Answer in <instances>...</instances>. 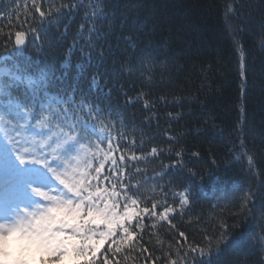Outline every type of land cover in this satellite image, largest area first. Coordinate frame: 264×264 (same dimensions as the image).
<instances>
[{"label": "trees", "instance_id": "trees-1", "mask_svg": "<svg viewBox=\"0 0 264 264\" xmlns=\"http://www.w3.org/2000/svg\"><path fill=\"white\" fill-rule=\"evenodd\" d=\"M79 2L82 7L65 37L58 40L55 30L45 24L41 28L42 34L46 33L44 39L33 43L29 33L30 42L21 55L11 51L13 44L4 37L14 40L13 33L26 31L29 25L40 26L41 21L32 15V0H0V54L11 56L0 68L18 71L14 64H19L20 70L30 66L48 67L53 79L67 72L71 80L77 74L79 63L84 65L79 72L82 87L87 88L89 78L96 72L111 82L113 69L118 67L113 64V57L97 64L96 60L89 62L78 48L70 56L66 55L89 5V0ZM231 3L232 0H108L109 10H114L118 17L127 15L137 25L146 26L140 33L145 37L141 46L151 41L160 51L158 58L166 61L152 70L150 81L138 74L119 77L124 89H129V95L143 91L155 102L151 111L144 110L142 103L123 108L124 131L134 135L138 143L143 141L145 153L153 146L163 150L159 158L148 157L130 166L134 176L130 183L137 185L133 191L149 204L151 199H159L161 185L169 192L187 188L190 196L186 211L174 217L177 229L171 235L166 224L152 231L158 233L165 244L171 243L173 237L181 242L179 231H184L189 241L213 235L211 264H264V248L257 239L264 237V214L259 210L264 203V46L260 43V32L264 30V0H236L240 10L228 13L226 21L224 13ZM233 30H236L235 35ZM236 42L247 50L243 65ZM121 45L126 47L123 41ZM38 47L41 50L38 51ZM116 59H124V55ZM65 61L67 66L62 67ZM3 82L6 97L22 104L32 101V90L24 84L9 88L7 85L12 82L8 76L3 77ZM59 87L63 85L56 82L48 92L56 94ZM39 95L41 99L43 94ZM162 96L167 98V104L160 102ZM123 100V96L114 93L111 103L123 104ZM169 112L172 118L168 117ZM150 115L152 121L145 122V117ZM165 130L179 142L170 141ZM172 144L176 150H183L186 167L162 172L161 162L175 159L174 153L168 152ZM248 155L255 159L252 171ZM135 169H140L139 173ZM249 193L253 194V203L248 207L254 208V212L242 210ZM167 199L169 203L174 202L171 195ZM221 225L227 226V231L221 229ZM144 239L148 240L147 234ZM145 247L152 251L151 246L146 244ZM147 255L137 257V253H132L126 264H152L151 259L145 260ZM155 255L160 253L156 251ZM194 255L197 264L208 259ZM91 260L83 262L90 264ZM188 261L192 264L193 256H189ZM121 264L125 262L122 260Z\"/></svg>", "mask_w": 264, "mask_h": 264}, {"label": "snow or ice", "instance_id": "snow-or-ice-1", "mask_svg": "<svg viewBox=\"0 0 264 264\" xmlns=\"http://www.w3.org/2000/svg\"><path fill=\"white\" fill-rule=\"evenodd\" d=\"M81 7L79 0H32V15L39 17L40 26L29 25L26 31L13 33L14 40L7 36L4 39L13 44L11 51L22 55L30 42L28 34L31 33L33 43L44 39L46 33L42 34L41 28L46 24L55 30L59 40L69 33ZM239 10L236 0H232L224 13L225 20L229 19L228 13L235 14ZM144 27L146 26L137 25L127 15L118 17L114 10H109L108 0H89L66 55L70 56L78 48L89 62L96 60L97 64L107 57H113V64L118 67L113 69L114 79L111 82L102 73L96 72L89 78L87 88L82 87L79 83V72L84 65L79 63L76 65L77 74L71 80L67 72L53 79L48 67L30 66L20 70L19 64H14L18 71L0 68V94H3L6 87L4 76H8L12 82L7 87L22 83L32 90V101L29 104L15 102L10 105L7 113L0 110V128H11L18 136L29 127L40 130L42 140L36 141L40 145L39 149L19 153L17 159L22 165H38L44 173L43 182L30 185L32 194L43 199L32 200L27 206L16 207L6 216L0 215V221L32 215L36 209L47 210L55 202L63 201L66 204L82 206L85 214L88 211L102 212L110 220L108 224H88L84 227L87 235L103 241L90 264H121L122 260L126 264L132 253H137V257L148 253L145 260L151 259L152 264H157L158 261L161 264H189V256H193L192 264H197L194 254H199L201 257H208L203 264H211L213 235H202L200 240L189 241L188 235L179 231L177 235L181 242L173 237L171 243L165 244L159 234L152 231L162 224L168 226L169 235L177 229V225L173 223L175 215L183 214L186 206L190 204L187 188L169 192L161 185L159 199H151L149 204L133 191L137 185L130 183L134 178L130 167L133 163H139L148 157L159 158L163 152L160 147L153 146L145 153L143 141L138 143L134 135L124 131L126 124L123 108L142 103L144 110L151 111L155 102L143 91L134 96L129 95V89H124L119 77L138 74L145 81H150L153 78L152 70L157 65L166 63L158 58L160 51L151 41L141 46L145 37L140 33ZM235 31L233 30V35ZM260 36V43L264 46V30L260 32ZM113 40L116 41L115 44ZM121 41L126 47H122ZM4 47L7 50V44ZM236 47L243 65L247 50L239 42H236ZM128 49L131 51L128 52ZM37 50L41 49L38 47ZM121 55H124V59H116ZM8 59L11 56L0 54V64ZM61 66L66 67L67 61ZM101 80L104 82L101 83ZM56 82L63 87H59L56 94H50L48 89L55 87ZM40 93L43 94V99H40ZM114 93L124 97L123 104L111 103ZM159 100L164 104L168 103L166 97L162 96ZM37 101L40 112L35 111ZM176 116L178 118L179 113ZM168 117L172 118L171 112ZM152 119V115L147 116L145 122L150 123ZM21 120L24 121L23 124L20 123ZM33 120L35 125L31 124ZM4 135L6 133L0 131V140L3 141ZM165 135L174 144L179 142L170 131L165 130ZM174 144L169 145L168 152L174 153L175 159L170 158L168 163L162 161V172L186 167L183 150H176ZM8 145L13 151L15 142ZM240 147L243 152V142ZM116 153L120 154L117 156ZM239 158L238 156L237 159ZM247 161L249 170L252 171L255 166L254 157L248 155ZM139 171L140 169H135L136 173ZM189 173L195 175L191 170ZM53 178L62 186V189H56L55 195L50 194ZM45 188L49 190L44 191ZM169 195L172 196L173 203L168 202ZM252 195L249 193L244 198L242 210L245 212L255 211L248 207L253 203ZM259 210L264 214V203ZM221 229L227 231V226L221 225ZM145 234L148 235V240L144 239ZM257 239L264 248V237ZM146 244L151 246L152 251L145 247ZM156 251L160 253L159 256L155 255ZM125 252L129 255H124ZM91 254L90 252L89 255ZM117 256L121 259H116Z\"/></svg>", "mask_w": 264, "mask_h": 264}, {"label": "rangeland", "instance_id": "rangeland-1", "mask_svg": "<svg viewBox=\"0 0 264 264\" xmlns=\"http://www.w3.org/2000/svg\"><path fill=\"white\" fill-rule=\"evenodd\" d=\"M13 103L15 102L0 98V110L7 113ZM20 123L23 124L24 121L21 120ZM31 124L35 125L33 122ZM0 131L6 133L3 136V141L0 140V215L6 216L16 207L27 206L32 200L43 199L32 194L30 185L43 182L44 173L38 165L31 163L22 165L17 159L19 153L38 150L40 145L36 141H41L42 138L37 127H29L27 131L22 132L19 136L11 128H0ZM12 141L15 142L13 151L8 145ZM25 158L31 159V157ZM50 188L52 189L50 194L55 195L57 194L56 189H62V186L53 178ZM48 190V188L44 189V191ZM50 210L53 215L45 220L43 225L45 230H53L57 226L72 229L75 226L81 233L75 235L69 230L57 232L53 243L64 241L73 245L77 250L82 249L79 252L81 261L93 258L103 241L87 235L84 227L88 224L110 223L107 215L99 211H88L85 214V209L82 206L73 204H68L67 207H54ZM90 252L91 255H89Z\"/></svg>", "mask_w": 264, "mask_h": 264}, {"label": "clouds", "instance_id": "clouds-1", "mask_svg": "<svg viewBox=\"0 0 264 264\" xmlns=\"http://www.w3.org/2000/svg\"><path fill=\"white\" fill-rule=\"evenodd\" d=\"M67 206L59 201L52 208ZM50 209H36L32 215L0 221V264H84L79 259L82 249L77 250L64 241L53 243L57 232L69 230L75 235L81 234L77 227L44 229L45 220L53 215Z\"/></svg>", "mask_w": 264, "mask_h": 264}]
</instances>
